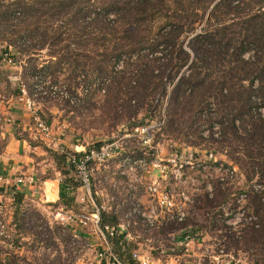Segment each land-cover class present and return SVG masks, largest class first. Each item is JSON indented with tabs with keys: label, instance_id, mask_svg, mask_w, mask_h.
Here are the masks:
<instances>
[{
	"label": "trees",
	"instance_id": "obj_1",
	"mask_svg": "<svg viewBox=\"0 0 264 264\" xmlns=\"http://www.w3.org/2000/svg\"><path fill=\"white\" fill-rule=\"evenodd\" d=\"M167 1L0 0V44L11 40L13 45L7 44L2 50L0 66L5 55L16 58L36 50L49 54L43 67L35 59L28 61L29 66L22 65V83L15 89L9 79L8 90L13 88L12 94L18 95L22 86L27 91L38 86L50 89L60 84L58 72L66 68L70 80L95 75L98 87L106 84L113 98L105 111L111 124L128 122L130 131L146 122L147 117L137 120L144 108L148 107L147 116L153 121L156 103L166 101L165 115L160 118L165 119L163 132L187 131L191 148L205 147L211 153L226 155L230 164L216 165L224 164L237 176L240 170L245 183L240 187L238 177L212 181L211 193L202 191L192 196L201 222L192 215L179 226H164L156 235L182 232L180 240L186 243L185 239L200 231L221 228L219 238L228 254L237 258L244 253L248 264H264V0H172L176 5L171 18L153 36L149 14L165 10ZM11 48L18 50L15 55ZM133 55L136 60L130 62ZM126 56V67L118 70ZM76 86L60 85L65 91L79 87L89 91L87 79ZM198 112L199 120L195 117ZM202 126L206 128L203 136L198 128ZM206 130L211 140L204 139ZM133 150L129 147L123 153L139 156ZM65 151L52 152L62 176L56 206L91 215L92 207L78 201L82 183L68 156L70 152L80 158L84 153ZM5 195L14 199V225L19 228L28 194L14 187H0V196ZM242 196L245 198L240 201ZM240 213L244 221L233 226L230 221ZM118 224L114 214L101 211L102 228ZM125 234L108 237L112 251L122 264H140L133 257L140 243L136 245ZM4 253L7 257L0 264H21L15 250ZM155 255L159 257V252ZM106 262L104 259L103 264Z\"/></svg>",
	"mask_w": 264,
	"mask_h": 264
},
{
	"label": "rangeland",
	"instance_id": "obj_2",
	"mask_svg": "<svg viewBox=\"0 0 264 264\" xmlns=\"http://www.w3.org/2000/svg\"><path fill=\"white\" fill-rule=\"evenodd\" d=\"M175 5L176 4L172 2V0H168L165 10L162 11V9H160L158 12L149 14L151 20L149 23L153 36H156L161 30L160 27L171 18L170 13L175 10ZM107 38L111 39L109 36ZM22 43L26 44L25 42ZM7 44L11 46V40H8L4 45L0 44V55ZM11 49L10 52L13 51V55L18 51L16 48ZM48 55L47 50L43 52L36 50L25 56L19 54L16 58L12 57L11 63L9 62L10 56L5 55L4 64L0 66V111L3 115L6 114V112L10 113L12 110L3 111L8 107V101H16L19 99V106L16 104L13 105L23 113L19 115L25 120L26 124H28L29 121L24 119L25 114L26 117L29 118L30 123L33 124L30 113L26 110L23 101L20 100V92L18 96L16 95L14 97V95H11L13 88H11L12 91L8 90L7 80L10 79L12 87L17 89L19 84L22 83V65L29 66L27 64L28 61L35 59L39 67H43V65L49 61ZM128 59L127 56L124 57L123 61L117 66V69L121 70L126 67ZM135 60L136 55H133L130 62H134ZM58 73L59 76H56L58 78L56 79L57 82L60 83L59 85L64 84L68 86L71 84L72 88L76 89L77 83H82L83 79H87L89 91H85V88L82 87H79L76 91H68V93L78 101L76 104H70L66 99L45 95L46 91H43L44 94H41V91L34 92L29 90L28 92L39 104L43 119L46 122H50L56 134L63 135L61 141L63 142L62 144L65 150L68 149L71 152H76V146H78V150L84 152L89 149L94 150L98 146L102 147L116 143L118 149L122 152L127 151L129 147H134L133 151H138L139 156H142H136L134 153L124 154L119 164V159L116 158L113 162L109 163L110 168H98L94 176V193L96 192L94 195L96 196L97 206L103 204L106 208H117L122 218L129 213L133 205H137L136 202L138 201L144 205L145 210H147L148 206L153 204V198L149 192V187L155 185L158 187L160 194L165 196L168 195L171 190L179 188L180 183L186 181L187 183L190 182L191 178L192 181L193 179L195 180V184L194 186L188 185L190 191L191 189H195L196 186L204 188L207 182L203 180L200 173L203 167L209 169L214 165L211 159H213L214 162L220 161L230 164L229 159L224 154L211 153V150L205 147L191 148L187 142L188 136L185 134L187 131L179 134H174L172 131L163 132L164 126H161V124H165V119L160 118L161 115H165L167 107L166 101L163 102L162 100L156 103L158 109L155 112V116H153V121L147 116L148 107L144 108L137 116L138 121L147 117L142 127L150 128V137H154V141L157 143L152 142L150 146L147 144L142 145L139 140L137 141L135 138L132 139L126 136L130 132L129 129H131L127 124L128 122L115 126L111 124L112 121L108 118L109 115L105 114L108 107L106 104L108 102H113V98L106 91V84L99 88V81L95 82L99 78L95 75L89 76L84 73L86 78L82 75L79 79L70 80V73L67 68L66 71ZM80 73L82 72L79 71V74ZM91 83H94V85ZM126 93L127 91L124 92L123 96L125 100L127 97ZM148 101H151V97L148 98ZM13 105L10 107L13 108ZM199 115V112L195 115L198 120L200 119ZM4 116L10 117L9 115ZM216 116L217 113L214 117L215 121H217ZM17 117L14 118V115L12 118L10 117L13 121V126H11V128L14 127L16 121H18ZM111 117H113V114ZM6 127L7 124L0 121V156L3 152L12 150L7 141L1 136L2 131L6 132ZM198 128L201 132L203 129H206L203 128V126ZM220 131H222L221 128ZM209 133H207V130L205 131L206 136H204V139L211 140ZM17 134L23 139L28 138L30 140L27 141V149L20 153L23 156H28L29 160H27V162L29 165L25 169L18 171L10 180L8 176L5 177V175L0 172V177L3 178L0 182V187H5V181L12 183V181L20 175L29 173L35 176L36 185H33L30 189L21 188L19 190L25 191V193L28 194L22 206V215L20 216L22 220L19 224V228L18 225H14L15 207L12 205V196L5 195L0 197V263L7 257L4 253L5 251L15 250L17 254L16 259L19 260L21 264H101L99 254L102 249L104 255L105 253L108 254L105 252L107 247L104 239L97 232L93 223L88 227H83L78 222L80 219L90 215H79L77 212L74 213L73 211L67 212L64 208H58L56 205L51 204V201L47 200L46 197H42V194L45 193L42 180L44 178L54 179L58 177L57 175L59 172L57 171V164L52 152L53 150L60 151V149L49 146L50 144L41 141L36 134L28 131V129L26 132L19 130ZM203 135L204 131L202 136ZM192 140L194 141L195 138H192ZM49 148L52 149V151L48 150ZM210 154H213V158L210 157ZM133 161H141V166H137V171L136 167H134L136 177L134 175L126 177L121 176L118 167L127 169L133 166ZM204 172L205 175L212 176L211 179L216 181L217 175L213 171ZM237 173L238 178L236 181L239 182V186L241 187L245 183L244 175L240 170H238ZM104 181H109L110 183ZM211 182L210 180L208 181V183ZM115 184L116 186H114ZM130 185L135 188H130ZM51 188L52 186L49 185L48 190L50 192ZM125 188L127 191H121ZM202 191L206 192V189H202L199 193ZM77 194L78 201L81 204H87L95 211V207L88 201L82 203L81 199H86L87 197V193L83 189H80ZM124 196L126 197L124 202L125 207L122 209V206L119 205L118 198H123ZM164 199L166 200V198ZM154 206H156V204ZM121 210L124 212H121ZM185 211L189 219L191 218L190 216L193 215L194 219L196 217L197 222L202 221V215L200 212L196 211L194 206H187ZM109 212L113 214V210ZM69 217L74 218L76 221L68 219ZM185 221L178 222L170 218L166 221L167 225L165 227L169 225L179 226ZM186 228L187 231L191 229L190 227ZM126 230L127 233L130 232L131 236H133L131 241H134L136 245L138 242L140 243V247L136 250L135 254L149 259L150 264H248L247 254L240 253L239 257L236 258L233 254H228L226 252L225 246H223L219 238L220 232H223L221 228L219 230L220 232L217 229L205 232L199 230L200 232L194 234L195 236L190 240L185 239L186 243L180 241L183 237L181 234L182 232H174L165 237H158L156 235L158 231L151 232L141 225L137 227L132 226L131 229ZM184 231H186V229ZM70 233H72V235ZM184 237H186V235ZM109 244L112 247L110 242ZM157 247L161 248L162 251H157ZM155 251L159 252V257H156ZM110 259L111 261L109 262ZM106 261L112 264V257H107Z\"/></svg>",
	"mask_w": 264,
	"mask_h": 264
},
{
	"label": "built area",
	"instance_id": "obj_3",
	"mask_svg": "<svg viewBox=\"0 0 264 264\" xmlns=\"http://www.w3.org/2000/svg\"><path fill=\"white\" fill-rule=\"evenodd\" d=\"M11 63V58L9 60ZM35 91H41V94L49 95L51 97L60 98V99H66L70 104H76L78 102L75 98H73L68 91L65 92L64 89H61L59 84L51 85L50 89L43 90L42 87L38 86ZM20 97L23 101V104L26 108V110L31 115L32 120V126L29 128L28 131L36 134L38 138H40L41 141L45 142L46 144H50L49 146H52L53 148L60 149V152L65 153V149L63 148V142L61 141V137L63 135L56 134L51 125H48L47 122L43 119L41 114V108L37 101L30 96L29 92L27 91L25 86L21 87L20 91ZM70 96H69V95ZM0 121H3L5 123H9V119H4L0 117ZM161 126H164V123L161 124ZM143 135V136H142ZM129 138H135V140H139L142 145H149L154 141V137H150V128L147 127H138L132 131L129 132L128 135H126ZM36 137V138H37ZM138 138V139H136ZM63 140V139H62ZM156 143V142H155ZM157 144V143H156ZM78 146H76V152L80 153L81 151L78 150ZM83 150V149H82ZM84 156L78 158L76 155L72 153H68L69 161L72 165H74L75 171L81 180L82 187L87 193L86 199H81L82 203H85L88 201L90 204H92L95 207V211L90 216L84 217L80 219L78 222L83 227H88L91 223L95 225V229L97 232L101 235V237L104 239L106 243V251L108 254L104 252H101L99 254L100 257V263L103 264V260L107 257H112V264H122L119 259L115 256V254L112 251V247L110 246L108 242V237H114L116 234L125 232L128 239H132L133 236H131V233L128 232L126 229H131L132 226L137 227L138 225H141L142 227L147 228L151 232H157L161 230L164 226L167 225L166 221L170 218L172 220L182 222L187 218V214L185 211V208L187 206L191 207L193 204V195H197L202 189H206L207 192H212V182L208 183V181H214L212 180V176L205 175L204 171H213L217 175V179H220L222 181L224 180H235L237 178V175L235 174L234 170L229 169L228 167H225L224 164L220 163V165H216L220 161H211L214 163L212 167L207 169L206 167H203L201 170V177L205 182V187H197L195 189L188 188V185L194 186L195 180L190 178V182L187 183H180L179 188L176 190H171L168 195H161L159 192L158 187L155 185L153 187H149V192L152 195L153 198V204L148 206L147 210H145L144 205L141 202H136L137 205H133L131 209L129 210V213L124 215L122 218L120 216V213H118L117 208H106L103 204H100L97 206L96 202V192L94 193L95 188V182H94V176L95 173L98 171V168L105 167L110 168L109 163L113 162L116 158H118V164L123 159L124 153L118 149V146L116 143L114 144H108L106 146H100L96 147V149H90L89 151H84ZM210 157L213 158V154H210ZM141 161H133V166L123 169L122 167L119 168V174L121 176H129L134 175L136 177V171L138 170L137 166L140 167ZM212 163V164H213ZM117 164V165H118ZM211 164V165H212ZM209 165V166H211ZM136 167V171L135 168ZM148 167V166H147ZM150 168V167H148ZM3 180L2 177H0V182ZM108 180V179H106ZM106 183H110L109 181H104ZM5 187H15L17 191H19L21 188L24 189H30L33 187V185H36V178L33 174H23L19 177L15 178L12 183L5 181ZM116 186V184L114 185ZM130 188H135L131 187ZM256 190L260 189L259 186H255ZM121 191H127V189H122ZM205 192V191H204ZM129 194V192H128ZM125 196L119 197L118 202L119 205L122 206V209L125 207ZM164 198H166V201ZM245 196H242L240 201H243ZM121 201V202H120ZM156 204V206H154ZM110 211L113 210V214L117 217L119 220V224L117 227H110L105 226L102 228L100 226V213L101 211ZM121 212H124L121 210ZM125 217V219H124ZM70 220H75L72 217H69ZM76 221V220H75ZM244 221L243 213H240L236 215L230 223L233 226H236L238 223ZM184 235V231H183ZM181 242H184L183 240H180ZM175 249V248H174ZM107 256V257H106ZM134 259L138 260L140 264H150V260L140 256L138 254L133 255ZM111 259L109 260V262ZM109 262H106V264H110Z\"/></svg>",
	"mask_w": 264,
	"mask_h": 264
},
{
	"label": "crops",
	"instance_id": "obj_4",
	"mask_svg": "<svg viewBox=\"0 0 264 264\" xmlns=\"http://www.w3.org/2000/svg\"><path fill=\"white\" fill-rule=\"evenodd\" d=\"M11 95H14V94L11 93ZM15 96L16 95H14V97ZM20 100H22V99L20 98ZM13 104H16L17 106H19L18 105L19 99L16 101L9 100L8 104H7L8 107L6 106L7 108H5L3 111H5V110L10 111L12 109L11 110L12 112L11 111H10V113L6 112V114H4V115H9L11 118L13 115H14V118H16L18 116L17 117L18 121H16L14 127L11 128V126H13L12 125L13 124L12 119L10 117L9 118L5 117L3 115V113H1V111H0V117L4 118L5 120L9 119V123H6L7 124L6 132L2 131L1 136L5 141H7V143L9 144V147L12 150H9V151L7 150V151L3 152L0 156V169H1L0 172H2V174L5 175V177L8 176L9 180L12 179L13 175H15L18 171L25 169L29 165V163L27 162V160H29L28 156H23L22 154H20L22 151L24 152L27 149V147H28L27 140L23 139V138L18 139L17 131L23 130L26 132L27 129L29 130V128L32 126L29 118L26 117V114H25L24 119L28 120L30 124L25 123V120H23V118L19 115L20 113L21 114H23V113L20 112V110L17 107H15V105H13ZM12 105L14 106L13 108L10 107ZM1 122H3V121H1ZM3 123H5V122H3ZM11 132H13V133H11ZM57 176L58 177H56L54 179L44 178L42 180V182L44 184L43 186L45 187V188H43V189H45L44 190L45 193L42 194V197L43 198L46 197L47 200H50L51 204H53V205H56L60 199L59 198V187H60V184L62 182V176H61L60 172ZM49 185L52 186L51 192L48 190ZM41 189H42V187H41ZM12 200L14 201L13 197H12ZM58 208H60V207H58ZM67 212H69V211H67Z\"/></svg>",
	"mask_w": 264,
	"mask_h": 264
}]
</instances>
